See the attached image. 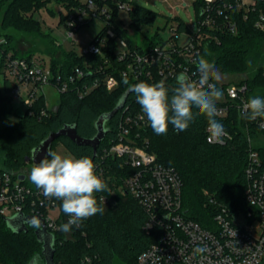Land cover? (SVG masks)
I'll use <instances>...</instances> for the list:
<instances>
[{"label": "trees", "instance_id": "1", "mask_svg": "<svg viewBox=\"0 0 264 264\" xmlns=\"http://www.w3.org/2000/svg\"><path fill=\"white\" fill-rule=\"evenodd\" d=\"M48 1L0 0V34L7 39L5 44L0 43V76L4 77L3 83L0 80V170L25 174V182L30 181L28 176L32 169L28 171L27 166L29 164L35 166L32 162L27 163L25 158L51 131H56L65 124H75L81 136H94L97 132L95 121L101 114L112 111L126 93L123 107L107 123L110 129L99 144L96 154L92 147L76 144L66 136H61L53 142L51 152L55 142L60 140L76 158L89 156L94 163L101 161L103 149L111 145L117 137L121 118L126 113H134L141 109L129 86L141 81L156 83L161 80L169 88L175 86V77H162L158 73L157 64L152 67L143 66L144 71L139 79L130 75L123 76L121 70H118L124 63L118 59L116 53L117 38H124L132 50L145 52L155 45L166 44L170 36L165 37L162 32L169 24L168 29L175 26L179 32L196 34L180 16L175 15L163 27H157L151 35L144 34L147 44L144 47L134 37L128 35L126 28L116 22L119 7L112 1L127 0H107L113 8V16L91 40L99 44L100 40L107 36L102 46L104 56L94 53L78 54L73 50L65 51L62 58L50 55L53 74L67 80L69 88L59 94L56 109L48 108L46 98L41 94L32 106L18 114L12 105L10 94L12 83L2 71L5 55L12 52L14 56H23L12 47L15 40L12 31L38 30L40 21L35 19L34 15L27 19L22 12H33L34 9L45 6ZM59 1L67 3L68 8L82 4L76 0ZM96 1L101 4L100 0ZM195 5L198 21L203 17L202 0H196ZM260 6L264 7V1L258 0L257 9L246 18L242 10L231 11L238 25L236 33L204 27L202 31L204 36L200 42L199 38L195 39L200 48L199 56H204L207 49L210 55L205 58L222 70L251 72L250 76L241 80L247 83V94L250 98L256 96L264 98V31L254 25V18ZM128 13L131 18L130 25L137 31L144 25L153 26L159 16L158 12L139 4L129 6ZM62 19L65 20L64 14ZM108 26L113 28L115 37H109L106 33ZM32 56L28 54L23 57L30 59ZM253 63H256L255 69L250 68ZM76 67L83 69L81 76H77ZM192 67L196 68V65L193 64ZM147 69H151V77L145 73ZM110 73L119 79L118 87L113 90H108L102 82L103 77ZM70 75L75 76L73 81L70 80ZM125 79L128 84L124 83ZM93 83L97 84L88 93L80 94L85 87L92 86ZM215 83L221 91L227 85L216 81ZM216 119L230 132L231 137L225 143L208 142L205 131L207 118L204 115L195 116L185 131L178 132L169 125L166 135L155 134L150 124L135 129L139 132L137 138L139 144H145L146 149L156 155L158 162L176 169L183 184L182 203L186 214L207 227L214 226V216L223 208L231 213L246 211L248 152L251 141L264 134V128L259 126L257 119L241 118V110L237 104L232 103L227 117L217 115ZM254 148L264 159V146L254 145ZM23 165L25 169L22 168ZM103 167L109 176L104 178L109 191L94 195L98 202L101 193L113 195L116 202L112 205L105 204L102 215L97 214L82 221L81 227H73L70 233L61 232L59 228L54 231L47 228L54 237L55 264H113L116 259L127 264H139V254L155 241L154 232L145 228L147 220L145 209L130 194L119 189L127 169L123 171L119 159L112 156H106ZM62 216L60 225L67 222L64 212ZM38 227V224L29 225L27 231L18 232L8 224L6 216L0 214V264H29L30 258L37 252L42 258L41 264H44L43 242L36 234Z\"/></svg>", "mask_w": 264, "mask_h": 264}, {"label": "built area", "instance_id": "2", "mask_svg": "<svg viewBox=\"0 0 264 264\" xmlns=\"http://www.w3.org/2000/svg\"><path fill=\"white\" fill-rule=\"evenodd\" d=\"M100 1L101 4L96 0H83L82 4L72 6L64 12V22L71 37H74L86 23L85 15H89L90 20L101 17L105 20V24L111 21L112 6L107 0ZM112 3L117 4L119 9L129 8L126 2L112 1ZM257 7L258 0H202L203 17L197 21L196 34L179 32L177 27L171 26L170 38L168 37L166 44L155 45L145 52L132 50L127 41L119 37L116 39V53L124 64L118 67V70H121L123 76L130 75L139 79L144 71L143 66L152 67L157 64L158 73L162 77H176L182 71L192 76L197 72L192 66L200 54L199 44L195 43V39L199 38L198 42H200L203 38V28L236 33L238 25L231 11L242 10L246 18ZM254 25L264 31L262 6L259 7L254 18ZM190 28L192 29L191 26ZM106 33L109 37H115L111 26H108ZM182 35L187 37L183 40ZM106 38L107 36L103 37L99 44L92 42L91 38L81 53L104 56L102 46ZM4 63V75L12 83L10 91L12 99H22L26 108L32 106L39 95L45 96L43 86L46 84L54 85L59 94L69 88V82L60 75L55 76L51 65L43 58L32 56L28 59L7 52ZM75 70L77 76L83 74L82 68L76 67ZM145 73L149 77L152 76L151 69H147ZM69 78L73 81L75 76L70 75ZM192 78L198 80L199 74ZM102 82L108 90H113L119 85L118 77L111 73L106 74ZM211 82L215 83V81ZM96 84L85 87L80 94L88 93ZM247 92L246 82L227 83L222 91V98L216 104L218 115L227 117L232 103L237 104L242 111L243 105L250 99ZM257 121L259 126L264 128V118H257ZM148 124L141 109L134 113H126L119 122L116 139L103 149L101 161L95 162L96 174L104 179L109 178L103 167L106 156L118 158L123 171L127 169L119 189L135 198L147 212L145 228L154 232L155 241L139 254L138 263L264 264V159L254 148L255 140L251 141L246 166L245 197L248 205L246 211L231 213L223 208L215 214L214 226L207 227L186 214L182 203L183 184L176 169L158 162L156 155L149 152L145 144L137 142L139 132L135 131L136 127ZM205 131L207 140L211 143H225L231 137L226 129L227 135L220 139L211 137L208 125ZM102 199L105 204L112 205L116 202L113 195L104 193L99 195V200ZM61 205L62 201L48 198L34 184L25 183L20 178V174L5 169L0 170L1 215L12 216L20 212L36 215L43 218L47 228L54 231L60 227V221L63 219ZM53 212H56L55 215ZM64 218L67 221L69 217L65 215ZM194 248H200L202 251L194 253Z\"/></svg>", "mask_w": 264, "mask_h": 264}, {"label": "clouds", "instance_id": "3", "mask_svg": "<svg viewBox=\"0 0 264 264\" xmlns=\"http://www.w3.org/2000/svg\"><path fill=\"white\" fill-rule=\"evenodd\" d=\"M207 55L210 53L205 49V55L194 61L197 72L192 76L198 73V80L182 71L171 88L163 80L156 83L141 81L129 86L155 134L166 135L169 125L178 132L185 131L195 116L204 115L211 137L220 139L227 135L223 124L216 119L219 112L216 104L223 93L211 82L218 81L219 75L214 64L205 58ZM124 83L128 84L127 79ZM241 118H264V98H250L243 105ZM48 156L51 158L46 157L32 167L29 179L46 197L62 201V211L69 218L60 225L59 231L70 233L73 227H81L82 221L104 213L105 201L98 202L94 194L109 191V186L96 174L97 166L89 156L76 158L57 152H50ZM193 251L197 253L202 249L194 248ZM41 259L37 252L29 264H41Z\"/></svg>", "mask_w": 264, "mask_h": 264}, {"label": "rangeland", "instance_id": "4", "mask_svg": "<svg viewBox=\"0 0 264 264\" xmlns=\"http://www.w3.org/2000/svg\"><path fill=\"white\" fill-rule=\"evenodd\" d=\"M76 1L83 3V0ZM195 1L196 0H127L126 5L131 6L139 4L158 12L159 16L153 26L144 25L141 30L137 31L130 25L131 18L128 9L122 8L118 11L116 22L127 29L128 35L134 37L140 44L146 47L147 44L144 40V34L147 33L151 35L157 27H163L167 21L175 15L180 16L192 27V31H195L198 27ZM67 9V3L59 0H49L45 6H42L37 10L34 9L33 12H22V15L27 19H31L34 15V18L40 21V26L36 31L29 29L23 32L12 31L15 34V40L12 42V47L17 53H19V55L26 56L32 54L39 59L43 58L48 64H50V55L62 58L64 57L65 51L72 50L80 54L83 48L88 44L89 40L104 27L106 22L101 17H94L90 20V16L85 15V25L75 33L74 37H71L65 22L62 19V16ZM168 26L162 32L165 37L169 36ZM186 37L187 36L182 35L183 40ZM6 42L7 39L5 36L0 34V43L5 44ZM210 62L214 64V62ZM214 68L219 75V84L238 83L242 79L251 75V72L224 71L216 64H214ZM250 68L255 69L256 63H253ZM2 71L4 73L5 66L2 67ZM3 79L4 77L1 75V83H3ZM43 93L45 94L47 107L50 109H56L59 99L57 88L54 85L46 84L43 86ZM12 105L14 111L18 114H22L26 110V106L20 98H14L12 100ZM255 145L264 146V134H261L256 138ZM53 152H57L63 156H74L60 140L55 142ZM22 168L25 169V165H23ZM31 168L32 165L29 164L27 170L30 171ZM25 183L30 184L31 182L28 181ZM53 213L55 215L56 212ZM113 264L127 263L120 259H116Z\"/></svg>", "mask_w": 264, "mask_h": 264}, {"label": "water", "instance_id": "5", "mask_svg": "<svg viewBox=\"0 0 264 264\" xmlns=\"http://www.w3.org/2000/svg\"><path fill=\"white\" fill-rule=\"evenodd\" d=\"M126 93L119 99L116 107L110 111L103 113L95 121L97 132L92 137H83L78 134L75 124H65L56 131H51L46 138H44L39 145L34 147L31 154L28 155L25 160L27 163L38 164L44 158H50L48 153L51 152L53 142L61 136H66L73 140L76 144L87 145L93 148L94 153H97V148L106 133L109 131L107 125L109 119L121 108L125 103ZM58 107V106H57ZM20 178L25 179V174H21ZM8 224L16 231L28 230L29 225L38 224L39 227L36 229L38 239L43 242V256L45 258L44 264H55L54 263V237L47 231V227L44 223V219L36 215H25L23 212L16 213L12 216H6Z\"/></svg>", "mask_w": 264, "mask_h": 264}, {"label": "crops", "instance_id": "6", "mask_svg": "<svg viewBox=\"0 0 264 264\" xmlns=\"http://www.w3.org/2000/svg\"><path fill=\"white\" fill-rule=\"evenodd\" d=\"M13 100V99H12Z\"/></svg>", "mask_w": 264, "mask_h": 264}]
</instances>
